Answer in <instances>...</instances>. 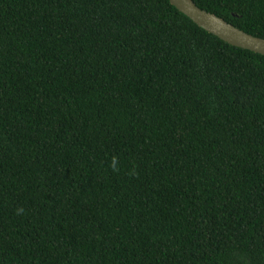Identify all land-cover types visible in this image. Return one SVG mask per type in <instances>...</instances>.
<instances>
[{
  "label": "trees",
  "instance_id": "1",
  "mask_svg": "<svg viewBox=\"0 0 264 264\" xmlns=\"http://www.w3.org/2000/svg\"><path fill=\"white\" fill-rule=\"evenodd\" d=\"M0 264H264V55L170 0H0Z\"/></svg>",
  "mask_w": 264,
  "mask_h": 264
},
{
  "label": "water",
  "instance_id": "2",
  "mask_svg": "<svg viewBox=\"0 0 264 264\" xmlns=\"http://www.w3.org/2000/svg\"><path fill=\"white\" fill-rule=\"evenodd\" d=\"M170 2L199 27L224 42L264 55V38L253 36L235 27L223 18L200 8L193 0H170Z\"/></svg>",
  "mask_w": 264,
  "mask_h": 264
}]
</instances>
